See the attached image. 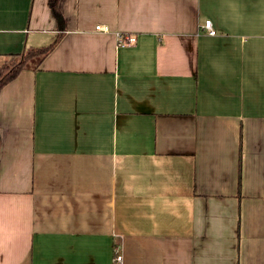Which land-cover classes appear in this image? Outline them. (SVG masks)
Instances as JSON below:
<instances>
[{"label": "crops", "instance_id": "obj_1", "mask_svg": "<svg viewBox=\"0 0 264 264\" xmlns=\"http://www.w3.org/2000/svg\"><path fill=\"white\" fill-rule=\"evenodd\" d=\"M60 10L0 0V65L60 34L0 90V264H264V0Z\"/></svg>", "mask_w": 264, "mask_h": 264}, {"label": "trees", "instance_id": "obj_2", "mask_svg": "<svg viewBox=\"0 0 264 264\" xmlns=\"http://www.w3.org/2000/svg\"><path fill=\"white\" fill-rule=\"evenodd\" d=\"M61 0H47V7L55 20L56 28L59 32L65 29V19L60 10ZM60 34L47 46L28 47L21 53L9 55L0 65V90L8 83L14 81L24 70H37L46 57L54 50L59 42ZM1 147V144H0ZM238 191L240 186V167L238 175Z\"/></svg>", "mask_w": 264, "mask_h": 264}, {"label": "built area", "instance_id": "obj_3", "mask_svg": "<svg viewBox=\"0 0 264 264\" xmlns=\"http://www.w3.org/2000/svg\"><path fill=\"white\" fill-rule=\"evenodd\" d=\"M202 28L206 30V33L210 36H214L216 33L209 20L204 22ZM95 30L102 33L110 32L109 27L105 25L95 26ZM113 35L115 37L116 45L118 48L131 47L136 44V36L133 34L114 32ZM113 251H114L113 259H112L113 264H121L122 255L119 251V248L115 247Z\"/></svg>", "mask_w": 264, "mask_h": 264}]
</instances>
